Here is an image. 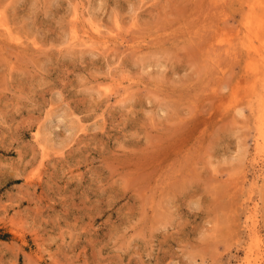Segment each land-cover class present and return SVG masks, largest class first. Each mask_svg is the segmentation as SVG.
Instances as JSON below:
<instances>
[{
    "label": "rangeland",
    "instance_id": "374dc122",
    "mask_svg": "<svg viewBox=\"0 0 264 264\" xmlns=\"http://www.w3.org/2000/svg\"><path fill=\"white\" fill-rule=\"evenodd\" d=\"M0 264H264V0H0Z\"/></svg>",
    "mask_w": 264,
    "mask_h": 264
}]
</instances>
